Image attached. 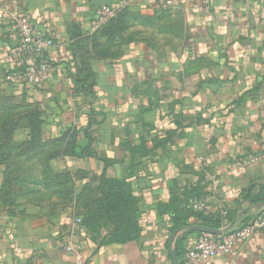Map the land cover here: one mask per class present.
Here are the masks:
<instances>
[{
    "label": "crops",
    "instance_id": "0c3cea01",
    "mask_svg": "<svg viewBox=\"0 0 264 264\" xmlns=\"http://www.w3.org/2000/svg\"><path fill=\"white\" fill-rule=\"evenodd\" d=\"M102 5L136 17L133 41L107 58L85 41ZM0 10L30 16L55 39L49 81L10 85L7 52L19 36L0 24V114L38 112L42 122V148L11 163L27 170L14 207L0 201V264H173L167 208L186 192L208 198L200 214H219L220 231L264 211V0H174L171 10L155 0H0ZM81 59L96 77L93 94L77 81ZM31 133L18 129L14 145ZM74 134L73 153L63 155ZM46 166L70 173L73 196L99 178L132 176L140 239L103 245L105 231L78 233L77 211L50 192ZM212 264H264V231Z\"/></svg>",
    "mask_w": 264,
    "mask_h": 264
},
{
    "label": "trees",
    "instance_id": "16d2710c",
    "mask_svg": "<svg viewBox=\"0 0 264 264\" xmlns=\"http://www.w3.org/2000/svg\"><path fill=\"white\" fill-rule=\"evenodd\" d=\"M131 19H135L131 11L123 9L85 41L92 45L97 53L96 56L110 57L114 48L133 41V36L124 38V35H127L132 29ZM80 58L82 56L76 59ZM87 63L88 60L81 59L79 61V72L76 71L77 81L83 92L93 94L96 77L93 73L86 72L90 70ZM41 123L38 112H30L18 117H13L10 112L0 114V166L3 167L4 179L0 188V201L6 207H14V190L22 182L20 175L27 170L26 167L13 168L11 163L14 159L23 157L26 152H34L42 148L39 134ZM23 127L30 128L31 140L16 147L13 142L14 133ZM75 139V134L70 137V142L67 143L63 155L73 153ZM45 174L50 192L64 197L66 204L71 205L77 211L86 230L94 235L106 232V237L102 240L103 245L106 243L125 244L140 239L141 227L137 199L132 190V176L129 175L128 178L122 179L99 178L95 187L87 186L79 195L73 196L76 192L70 173H56L51 167L46 166ZM192 192H186L184 198L174 199L167 208L174 216L172 233L181 227L186 228V232L177 239L174 247L179 264H182L186 248L184 241L188 235L195 233L192 230L194 226L217 229L218 223H221L219 214L207 217L188 208L190 200L200 199Z\"/></svg>",
    "mask_w": 264,
    "mask_h": 264
},
{
    "label": "built area",
    "instance_id": "2783aa9c",
    "mask_svg": "<svg viewBox=\"0 0 264 264\" xmlns=\"http://www.w3.org/2000/svg\"><path fill=\"white\" fill-rule=\"evenodd\" d=\"M155 2L163 10H171L174 6V0H155ZM122 7L108 5L99 7L95 17L89 22L88 30L91 33L98 31L111 18L115 17ZM2 20H6L11 29L19 36V43L7 52L11 71L5 77L6 82L10 85L29 87L45 85L52 73L48 55L55 44L54 36L47 35L39 29L28 15L16 16L0 10V24ZM208 202V198L192 199L189 201L188 208L200 213L207 208ZM74 227L80 234L86 232L80 217L75 219ZM262 231H264V211L252 224L223 230L222 235L200 233L197 239L185 248L182 264H212L215 259L233 253L240 242L247 241ZM61 247L66 251L74 250L65 241Z\"/></svg>",
    "mask_w": 264,
    "mask_h": 264
},
{
    "label": "water",
    "instance_id": "95a60500",
    "mask_svg": "<svg viewBox=\"0 0 264 264\" xmlns=\"http://www.w3.org/2000/svg\"><path fill=\"white\" fill-rule=\"evenodd\" d=\"M192 229L194 231H198L200 233H211V234H215V235H222L224 233L223 231H220V230H217V229L206 228V227H203V226H195ZM183 231H185V227H181V228L175 230L173 232L171 238H170L169 250H170V254H171V257H172L173 264H179V261L177 259V256H176V253H175V250H174V244H175V241H176L177 237Z\"/></svg>",
    "mask_w": 264,
    "mask_h": 264
},
{
    "label": "rangeland",
    "instance_id": "374dc122",
    "mask_svg": "<svg viewBox=\"0 0 264 264\" xmlns=\"http://www.w3.org/2000/svg\"><path fill=\"white\" fill-rule=\"evenodd\" d=\"M134 18H136V17H134ZM132 28H133V24H132ZM133 29H135V25H134V28ZM129 32H131V30H129ZM127 36H133V35H131V34L128 33L127 35H124V38H126Z\"/></svg>",
    "mask_w": 264,
    "mask_h": 264
}]
</instances>
